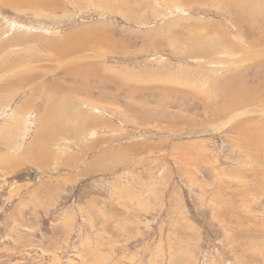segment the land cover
Here are the masks:
<instances>
[{
  "label": "rangeland",
  "instance_id": "rangeland-1",
  "mask_svg": "<svg viewBox=\"0 0 264 264\" xmlns=\"http://www.w3.org/2000/svg\"><path fill=\"white\" fill-rule=\"evenodd\" d=\"M6 1L0 264H264V0Z\"/></svg>",
  "mask_w": 264,
  "mask_h": 264
},
{
  "label": "bare ground",
  "instance_id": "bare-ground-1",
  "mask_svg": "<svg viewBox=\"0 0 264 264\" xmlns=\"http://www.w3.org/2000/svg\"><path fill=\"white\" fill-rule=\"evenodd\" d=\"M44 1H48V0H36V1H34V0L33 1H30V0H8L6 2H3L1 4V6L4 7V8H7L8 7V9L9 8H12V9H17V10H28V8L34 9L36 7H38L41 10H47V9L50 8V4L48 2H44ZM36 4H39V5H36ZM38 36H44V35H38ZM71 38H72V35H68L65 38H56L55 40H52L50 42H46V41H36V43H38V45H39V49H37V50L35 49V51L33 53L34 60H37V61H46V60L47 61H56L57 62L56 65L55 64L53 65V70L56 71L58 69L59 65L61 64L60 59L63 56V54L73 55L76 52V48H74L71 45V42L68 40V39H71ZM258 42L261 43V44H264V36ZM230 45L232 46V44H230ZM257 46L259 47V45H257ZM259 48H263L264 49V45L260 46ZM26 51H28V50L25 49V52ZM45 52H47V53L49 52V53L53 54L55 56V59H49L48 60L49 55L46 54ZM73 59L74 58H69V59H67V62H71L72 63L74 61ZM1 60L3 62L0 63V67L1 66L7 67V65H8L7 63L9 61L8 60H5V59H1ZM263 63H264V60H261V66L260 67H263L264 66ZM9 64H10V62H9ZM10 68H9V72L6 73L8 75L11 74V73H13L11 70L14 69V66L12 65V67H11V64H10ZM243 74H244V72H238L235 75V78L236 77H241ZM10 78H13L14 79V76L13 77L10 76ZM34 78L35 77H28L26 79V81L20 82L17 86L22 87L27 81H29L30 79H34ZM8 83L9 82L7 81L6 84H2V85H0V87H2L4 89ZM223 83L226 86L227 81L226 82H223ZM263 83H264V80H259L258 81V87H252V86H250V84L249 85L242 84V85H240L239 87H237L234 90L225 88L224 95H226L231 100V103H229L230 108L233 107V111H235L233 113V115L231 116V118H230L231 121L238 122V121L242 120L244 117H246L247 112H255L254 111V108H245L242 111H236V110H238V108L235 107V104L237 103V100H238V97L237 96L240 95L244 90H246L248 88H251L252 90L256 91ZM43 84H45V86H44L45 91H48V92H51L52 93V97L53 98H50L49 97V100L51 101V104L52 105H55L56 103H58L57 101H59L60 100V97H61L60 91L63 94V92L60 89V87H58V85H59L58 81H56V84H57V90L59 92L56 89L52 88V86L50 84L45 83V81L43 82ZM42 87H43V85H42ZM63 95H64V97L66 96V94H63ZM259 97H262V99L264 98V90H262V89L260 90V95H258L257 93L252 94V97L251 98L252 99H258ZM245 103H249V100L245 101ZM260 107H261V109H260ZM260 107H259L258 110H259V113H261V116H262V115H264V106H260ZM216 111L219 114V113H221L223 111V108L222 107H218L216 109ZM250 122H251V120L249 119L247 122H243V125H247ZM262 122H264V119H262ZM38 138H39V140L41 139V136L39 137V133L36 134L35 140L37 141ZM0 160H1V158H0ZM250 162H252V161H250ZM242 174H244V171H238V175L239 176L242 177L243 176ZM249 188L251 189V186L250 185H249ZM254 189L255 190H258V191L264 190V184H263L262 187H255Z\"/></svg>",
  "mask_w": 264,
  "mask_h": 264
}]
</instances>
